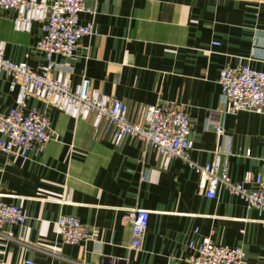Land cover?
<instances>
[{"label": "crops", "instance_id": "crops-1", "mask_svg": "<svg viewBox=\"0 0 264 264\" xmlns=\"http://www.w3.org/2000/svg\"><path fill=\"white\" fill-rule=\"evenodd\" d=\"M15 14L0 10L5 57L43 69L47 61L36 48L41 22L16 29ZM79 20L93 23V34L80 40L72 59L55 57L74 66L73 88L88 77L92 88L124 101L134 122L150 105L182 106L193 119V161L204 165L220 156L234 182L264 171L263 114H227L225 137L206 125L211 112L226 106L224 67L264 70V0H85ZM9 85L1 75L4 112L17 99ZM31 108L49 115L52 138L26 157L0 153V200L28 215L26 225L0 232V264H190L189 242L206 237L241 247L248 264H264V216L239 195L221 186L207 197L187 163L173 158L165 167L135 137L118 145L114 127L102 121L95 129L93 114L72 117L33 97ZM130 208L150 211L141 250L130 247ZM68 215L96 236L64 243L57 220Z\"/></svg>", "mask_w": 264, "mask_h": 264}, {"label": "built area", "instance_id": "built-area-1", "mask_svg": "<svg viewBox=\"0 0 264 264\" xmlns=\"http://www.w3.org/2000/svg\"><path fill=\"white\" fill-rule=\"evenodd\" d=\"M0 10L16 12V29L29 31L33 21L41 22L36 48L47 61L43 69H37L27 62L10 60L4 55L5 43L0 42V76L8 77L10 90L17 91L15 105L7 112L0 110V153L26 157L34 146L52 138L49 115L38 108L27 109V100L33 97L72 117L87 119L93 114L95 129L102 121L114 127L118 145L129 136L139 139L159 153L165 167L173 158H180L198 174V186L207 197L215 198L218 188L223 186L264 216V171L256 175L248 172L243 181L234 182L220 156L204 165L193 161L190 156L194 147L193 119L184 107L150 105L142 110L141 121L134 122L128 118V105L124 101L110 99L92 88L88 77H83L77 87L71 86L74 66L57 62L55 57L72 59L80 40L93 34V23L83 24L79 20L85 10V0H0ZM219 83L226 106L211 112L206 120L207 127L213 128L218 136L226 135L224 118L227 114L252 111L264 115V70L249 64L226 66L220 72ZM252 183L255 189L249 188ZM125 218L132 231L130 247L141 250L150 211L130 208ZM27 221L24 208L0 200V232L5 225L23 226ZM57 223L64 243L79 244L96 236L74 215L61 216ZM189 247L192 250L190 264H248L241 247L218 244L210 237L191 240Z\"/></svg>", "mask_w": 264, "mask_h": 264}]
</instances>
